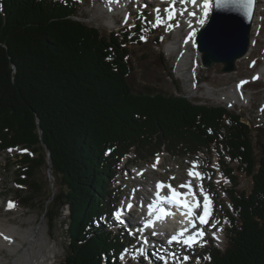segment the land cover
Returning a JSON list of instances; mask_svg holds the SVG:
<instances>
[{
    "label": "trees",
    "instance_id": "16d2710c",
    "mask_svg": "<svg viewBox=\"0 0 264 264\" xmlns=\"http://www.w3.org/2000/svg\"><path fill=\"white\" fill-rule=\"evenodd\" d=\"M79 7L78 0H0V152H17L7 166L28 189L17 193L22 203L40 192L35 172L50 169L55 191L44 198V216L57 221L68 210L67 253L59 264H120L128 240L108 227L124 157L212 149L234 186L236 169L252 184L248 192L226 189L230 236L224 251L204 248L209 258L201 264H264V156L256 157L254 128L223 106L136 92L127 44L140 42V34H101L77 18Z\"/></svg>",
    "mask_w": 264,
    "mask_h": 264
},
{
    "label": "rangeland",
    "instance_id": "374dc122",
    "mask_svg": "<svg viewBox=\"0 0 264 264\" xmlns=\"http://www.w3.org/2000/svg\"><path fill=\"white\" fill-rule=\"evenodd\" d=\"M78 1L80 7L77 18L98 28L101 34H107L110 31L123 32L128 39L131 37L130 33L132 36L136 35V32L140 34L139 36L136 35L140 42L135 40L127 44L128 62L132 66L128 77L136 92L150 90L182 94L189 101L197 104L223 106L229 111H234L236 114L242 115L241 121L255 128L251 130V136L256 157L264 156V112L261 114L257 111L258 106L264 103V84L261 81H252L253 74L264 68V0H260L258 3L257 20L252 26L250 54L239 60L232 72L219 73L217 69L220 68V64H215L210 68L200 67L196 71L197 80H200L197 88L192 87L193 78H190L197 66L196 57L192 58L193 62L191 59L190 63L186 61L181 65V73L175 69L174 59L177 56L180 47L178 45L182 42V37L188 35L187 33L191 32L192 29L197 32L196 24L199 25L197 21L201 18L205 20L204 14L198 15L196 21H194L197 18L195 15L192 20H182V17H179L173 22L164 17L167 8L163 5L158 6L157 3H151V0H123L116 5L112 0ZM145 7H147L146 13H144ZM102 9H106V11ZM156 9H159V17H164V23L159 26H154L158 15ZM138 13H142L143 18ZM184 14L182 13V16ZM126 17L127 23H125ZM177 23L178 26H176ZM137 24L141 26L138 31H136ZM168 25H173V27L168 29ZM184 26L190 28L187 29ZM141 37H146V39H141ZM169 42L173 48L172 51L170 50L171 52L167 51L163 45ZM240 78H249L251 81L245 86L247 87L246 99L235 102L231 96H234V83ZM222 95L225 98L221 101L219 96ZM228 100L234 101V106H228ZM16 153L15 150L10 151L7 148L0 152V224L15 225L20 231H29L32 237H30L31 242H23L20 236H15L16 240L22 242L23 245L22 248L18 249L17 257L20 261L6 248H0V256L7 262L15 260L12 264H59L67 253V225L63 221L68 215V210L65 208L57 221L51 222L44 216L45 207L42 206L44 198L49 190L55 191V187L52 186L54 180L45 167L38 169L34 175L35 180L40 185V192L32 199H28L27 203L20 201L17 193L21 191L22 194H27L28 189L24 185L16 184V174L13 169H9L7 166V162L11 163L17 158ZM155 157L159 158V162L155 161ZM193 161H197L198 168L204 176L202 181L194 182L196 183L195 186L202 184L204 193L211 194L214 202L213 211L209 218V224L204 226L207 235L201 245L191 249L180 247V249L175 250L171 246L161 244L159 248H156L157 257H163L162 260L164 262L166 260L169 264H201L209 258L204 248L216 247L224 251L230 236L226 212L231 207L226 189L237 188L248 192L252 184L251 178L236 169L231 172L237 182V185L234 186L229 175L225 177V167L220 164L218 153L214 149L204 150L197 155L187 154L175 157L161 152L157 156L153 155L141 161L137 160L134 153H130L121 161L112 185L116 190L114 206L115 203H119L124 209L126 202L130 200V196L137 194L139 197L137 208L140 209V205L147 200L144 194L150 196L147 189L151 186V179H160L176 186L184 184L189 176L188 170L193 167ZM227 161L225 159L226 163ZM153 165L155 166L153 167ZM156 165L160 166L159 171L155 170ZM228 165L234 167L235 163H228ZM142 170L143 174L141 175ZM173 177L175 179H171ZM9 201L14 203V207H8ZM213 225L214 228H212ZM108 229L114 233L119 232L115 226H109ZM124 236L127 238L130 247L123 254V259L118 254L120 264H150L148 250L145 249L146 247H155L150 246L154 243L149 240L150 236H148L147 241L152 244L149 245L143 243V240L140 239L142 237L137 236L135 232H125ZM150 239L152 240V238ZM141 250L143 251L141 252ZM184 250H188L189 253H184ZM174 252L176 255L172 254ZM149 254L152 252L150 251ZM170 254L172 255L169 256ZM184 257H188V259L185 260ZM171 261L175 263H171Z\"/></svg>",
    "mask_w": 264,
    "mask_h": 264
},
{
    "label": "water",
    "instance_id": "95a60500",
    "mask_svg": "<svg viewBox=\"0 0 264 264\" xmlns=\"http://www.w3.org/2000/svg\"><path fill=\"white\" fill-rule=\"evenodd\" d=\"M256 6L257 0H252L251 7L246 6V0H229L221 7H217V0L212 1L206 22L196 34L203 66L210 68L220 64V73L235 70L237 60L245 56L250 47ZM47 160L50 166L49 150ZM48 172L50 174V169Z\"/></svg>",
    "mask_w": 264,
    "mask_h": 264
},
{
    "label": "snow or ice",
    "instance_id": "6c2138e0",
    "mask_svg": "<svg viewBox=\"0 0 264 264\" xmlns=\"http://www.w3.org/2000/svg\"><path fill=\"white\" fill-rule=\"evenodd\" d=\"M181 2L182 3L187 2V3H191L193 5L198 6L197 5V0H181ZM228 2H229V0H217V7H221L223 4H226ZM175 3H176V0H171L169 8L165 9V11L168 13V19H170V20L175 15V12L173 11V9L175 8ZM251 3H252V0H246V6L247 7H251ZM202 7H203V12H204V17H206L207 13H208V10L210 8L209 0H203ZM155 11L157 12L158 15H157L156 24L154 26H159L160 24H163L164 21H163L162 18L159 17V9H156ZM189 15L195 16L196 13L195 12H191V13H189ZM197 22L200 25H203L205 23V20H204V18H201ZM125 23H127V17L125 18ZM176 26H178V23H177ZM189 26L191 27V24H189ZM172 27H173V25H168L167 26L168 29H170ZM194 37H195V29H192V31L189 33V35H188V37H187L185 42L186 43L188 41H193L194 42ZM141 39H146V37H141ZM245 83H247V81H241L240 85H238V87L242 86ZM157 160H158V158H157ZM192 163H193V167L188 170V175L190 177H196L198 180L202 181L204 179L203 174L198 172V171H194V169L196 167H198L197 161H193ZM154 166L155 165H153V167ZM171 179H175V178L173 177ZM156 187H157V191L155 193L156 201L159 202V201H162V200H167L169 203H174L177 206L182 207V209H183L182 215H185L186 217L189 218L188 223H189V225L192 228H196L197 220L199 221V223L201 225L208 224L209 218L211 216L210 201H209V198H208L207 194L204 193V191H203V185L202 184H199L198 187H199V190H200L201 194L204 195L203 212H202V214H200L198 216L195 215V211L194 210L196 208L200 207V203L201 202H200L199 198L196 197V193H195V190L193 189L191 180L187 181L184 184L178 185L177 188H173L171 184H167L166 185V184H164V182H158ZM165 187H167L169 189V195L162 196L161 195V190L163 188H165ZM178 188H186V189H188V191L187 192H180V191L177 190ZM189 196L192 197L191 200L188 199ZM8 207L9 208L14 207V203L9 201ZM128 207L131 208V204H129ZM148 207H149V216H152L154 210L157 207V203L149 204ZM114 215H116L119 218L120 212L118 211ZM170 215H174V213L168 211L164 207H160L159 208V212L156 215V220L163 221L166 216H170ZM153 224H154V221L151 220V219L146 221V226H152ZM186 231H187L186 228L181 229L178 233L172 235L169 238L168 242L171 243L173 241H179L180 238L184 236V233ZM130 234H132V233H130ZM153 234H156V233H153ZM204 235H205V232H204V230L202 228L201 229H197L194 234H191V235L187 236V238L183 239L182 242L184 244L188 245L189 247H191L193 243L197 242V240L202 238ZM213 236H215V233H213ZM5 238L7 239V237H5ZM217 239H218V237H217ZM125 251H127V249H125ZM142 251L143 250H141V252ZM121 259H123V254H121ZM160 259H164V258L160 257ZM184 259L186 260V259H188V257H184ZM165 264H167L166 260H165Z\"/></svg>",
    "mask_w": 264,
    "mask_h": 264
},
{
    "label": "bare ground",
    "instance_id": "6f19581e",
    "mask_svg": "<svg viewBox=\"0 0 264 264\" xmlns=\"http://www.w3.org/2000/svg\"><path fill=\"white\" fill-rule=\"evenodd\" d=\"M210 1L211 0H209V3H210ZM260 2V0H257V9H256V13H255V16H254V22L257 20V15H258V12H259V8H258V3ZM202 5H203V2H202V4H201V6H199V9L197 10V11H194L197 15H200L201 13H203V7H202ZM103 11H106V9H102ZM187 17H189V16H186V18ZM183 18H185V16H183ZM188 26V25H187ZM187 26H184V28H187ZM181 28V27H180ZM190 28V27H189ZM189 28H187V29H189ZM182 29V28H181ZM187 31V30H186ZM188 32V31H187ZM179 42H180V40H179ZM181 46H180V51L182 52V55H183V58H182V64L183 63H185L186 61H188L189 63L191 62V59L192 58H194V57H197V56H199V52L196 50H192V52H191V50H190V46H192L193 44H194V42L193 41H191V42H189V43H186L185 41H184V38L182 39V42L181 43H179ZM250 51H251V48H249V50H248V52H247V54H246V56L245 57H242L241 59H243V58H246L249 54H250ZM169 53V52H168ZM241 59H239V60H241ZM239 60H237V62L239 61ZM194 60L192 59V62H193ZM236 62V65L238 64ZM192 66V65H191ZM264 69V68H263ZM178 73H181V69L180 68H178ZM184 74V73H183ZM225 98V96L224 95H222L221 96V98ZM221 98L219 97V99L221 100ZM231 98L234 100V101H236L238 98L236 97V96H231ZM230 101H232V100H230ZM233 101V102H234ZM191 178H193V177H191ZM188 179V180H191L192 181V179ZM158 182H162L161 180H157V179H151L150 180V184H151V186H150V188H152V190H153V192L154 193H156V191H157V187H156V185H157V183ZM200 182V181H199ZM196 184V183H195ZM192 186H193V189L195 190V193H196V197H198V196H200V191H199V189L197 188V186H195V185H193V183H192ZM204 187V186H203ZM150 188H148V189H150ZM147 189V190H148ZM183 191H185V192H187L188 191V189H186V188H181ZM164 190H165V188H163L162 190H161V192L163 193L164 192ZM137 195V194H136ZM198 195V196H197ZM211 198V197H210ZM203 201H204V199H202V203H203ZM210 201V200H209ZM210 211H211V206H210ZM180 214V216H182V218L181 219H177V218H165V220H163V221H160V222H158L156 225H159V224H165L167 227L169 226V228L171 227L172 229H174V228H177L178 226H177V224L178 225H185V224H189L188 223V220H189V218L188 217H186L185 215H182V212L181 213H179ZM169 220V221H168ZM15 236H20L21 238H22V241L24 242V241H28V242H31V239H30V237H32V234L31 233H29V231H27V230H23V231H20V230H18L17 228H16V226L15 225H3V224H0V248H6L11 254H14L15 255V257H17L18 256V249L19 248H22L23 247V245H22V242H20V241H17L16 240V238H15ZM170 236H171V234H170ZM5 237H7V239L5 238ZM150 238H152L151 236H150ZM149 238V240L150 241H152L153 240V238H152V240ZM147 245H149V244H152L151 242H148L147 241V243H146ZM154 244H155V242H154ZM152 249H153V247H151ZM25 251V250H24ZM150 252V251H149ZM149 252H148V257H149ZM154 252H156L155 250H154ZM27 253V252H26ZM28 255V254H27ZM19 257H17V259H18ZM29 258V257H28ZM19 261H20V259H18ZM13 261H15V260H13ZM12 261V262H13ZM12 262H10V261H8L7 262V260H5V259H3V258H1V256H0V264H12ZM24 262H25V260H24ZM29 263V262H28ZM50 264V263H49Z\"/></svg>",
    "mask_w": 264,
    "mask_h": 264
}]
</instances>
